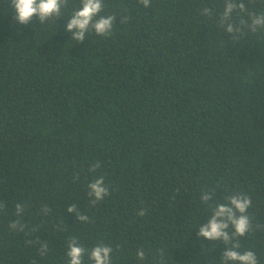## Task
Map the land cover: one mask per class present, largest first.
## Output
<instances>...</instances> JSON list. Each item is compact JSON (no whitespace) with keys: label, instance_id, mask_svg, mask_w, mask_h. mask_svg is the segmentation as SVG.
I'll return each mask as SVG.
<instances>
[{"label":"trees","instance_id":"trees-1","mask_svg":"<svg viewBox=\"0 0 264 264\" xmlns=\"http://www.w3.org/2000/svg\"><path fill=\"white\" fill-rule=\"evenodd\" d=\"M103 2L111 35L78 42L65 25L80 0L27 25L0 0V264H68L73 237L111 246L112 264H222L223 242L197 232L236 192L252 202L239 250L264 264V28L231 38L225 0Z\"/></svg>","mask_w":264,"mask_h":264},{"label":"clouds","instance_id":"clouds-1","mask_svg":"<svg viewBox=\"0 0 264 264\" xmlns=\"http://www.w3.org/2000/svg\"><path fill=\"white\" fill-rule=\"evenodd\" d=\"M139 2L148 7L150 0H139ZM68 0H11V7L14 9V19L22 24L27 25L33 19L38 18L40 24L51 19L64 16L62 8L65 7ZM103 0H80V7L73 10L67 20L65 30L70 32L71 38L75 41L83 42L86 34L92 30L99 36L111 35L116 15H101L104 10ZM233 13L237 14L238 24L233 20ZM247 14L245 19L242 14ZM203 14L211 15L212 10L203 9ZM124 22V18H121ZM220 24L224 27L226 33L234 38L236 34L241 33L243 28L251 32L264 28V13L256 14L248 12L244 0H225L224 9L221 13ZM97 161L93 165V170L100 167ZM88 195L94 197L93 204L102 200L109 194V189L104 183V178L98 177L88 185ZM211 193L204 192L201 194V200L208 203L211 200ZM226 203H217L212 208V214L206 223H202L197 232L198 237L208 241L219 240L225 245L221 253L222 264H258V258L254 251H240L238 237L245 236L250 230L251 224L248 217L247 209L251 206V199L244 193L236 192L226 197ZM4 207L0 204V209ZM16 215L19 216L23 211V205L17 203L15 206ZM45 211L47 209L45 208ZM69 212H74L79 221H88L89 217L81 213L75 205L68 206ZM139 215L145 214L143 209L139 210ZM9 227L23 231L24 225L20 221L13 220ZM231 229V232L229 231ZM47 244L41 245L40 255H44ZM88 253L89 259L93 264H112L113 249L109 245L98 244L90 251L80 245L75 237L71 238L68 244L67 256L68 264H84L83 257ZM139 259L143 260L145 253L143 250L137 251Z\"/></svg>","mask_w":264,"mask_h":264}]
</instances>
